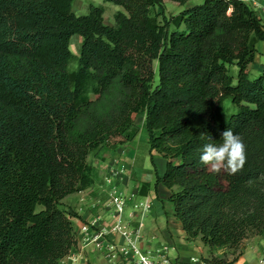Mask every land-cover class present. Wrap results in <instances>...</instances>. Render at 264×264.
Wrapping results in <instances>:
<instances>
[{"label":"trees","instance_id":"16d2710c","mask_svg":"<svg viewBox=\"0 0 264 264\" xmlns=\"http://www.w3.org/2000/svg\"><path fill=\"white\" fill-rule=\"evenodd\" d=\"M74 1L0 0V264H59L70 254L81 217L63 200L93 185L91 154L136 138L141 114L151 156L166 161L156 186L171 192L187 242L236 255L245 240L264 236L257 13L239 1L168 14L166 0H105L125 10L109 26L103 7L77 16ZM75 35L79 55L70 49ZM226 102L235 109L228 117ZM228 128L243 137L247 163L235 175L214 174L201 150Z\"/></svg>","mask_w":264,"mask_h":264},{"label":"crops","instance_id":"0c3cea01","mask_svg":"<svg viewBox=\"0 0 264 264\" xmlns=\"http://www.w3.org/2000/svg\"><path fill=\"white\" fill-rule=\"evenodd\" d=\"M107 4L105 0L102 4H96L93 0H75L73 12L77 16H85L88 13H82L89 9L90 5L103 7L105 24L113 26L115 15L125 10L106 15ZM165 6L170 14H178L195 4L190 0L182 6L170 1L165 3ZM108 15H112V18ZM81 44L80 36L71 38L70 49L74 55H79ZM256 48L258 53L253 73L259 74L264 68V42L257 43ZM138 127L139 133L132 142L115 151H97L98 158L93 162L89 158L93 167V185L63 200L70 203L81 220L75 221L77 244L59 264H136L135 259L125 260L122 257L121 250L129 248V242L121 233L113 231L116 221L111 193L115 186L128 200L131 199L123 218V226L125 231L132 235V241L139 233L136 242L142 252L156 260H166L169 264H203V258L213 256L226 257L232 261L230 255L225 256L224 252H221L224 248L211 250L200 240L187 242L186 233L174 216V206L169 202L171 192L162 185L156 186V172L163 175L166 161L157 153L151 156L150 152L149 158L139 159L136 142L141 135L143 141L149 144V138L142 135L144 126ZM135 204L139 207L148 204L150 208L143 215L141 208H134ZM110 245H115L116 251L113 252L109 248ZM239 253L241 256L234 264H259V261L264 259V236L245 240Z\"/></svg>","mask_w":264,"mask_h":264},{"label":"clouds","instance_id":"9594fccd","mask_svg":"<svg viewBox=\"0 0 264 264\" xmlns=\"http://www.w3.org/2000/svg\"><path fill=\"white\" fill-rule=\"evenodd\" d=\"M209 141L203 145L199 161L210 172L219 174L223 171L235 175L243 170L247 163V150L242 136L228 128L221 133V143L211 142V136ZM259 264H264V259Z\"/></svg>","mask_w":264,"mask_h":264},{"label":"built area","instance_id":"2783aa9c","mask_svg":"<svg viewBox=\"0 0 264 264\" xmlns=\"http://www.w3.org/2000/svg\"><path fill=\"white\" fill-rule=\"evenodd\" d=\"M226 2H232V1H239L247 6H249L252 10H254L259 18L262 20V23L264 24V0H224ZM111 200L115 208V221L116 225L113 228L114 232L121 233L123 236L126 237V239L129 242V248H124L121 250V255L124 257L125 260H128L129 258H133L136 260V264H169L166 260H156L152 256H150L147 253L142 252L137 247L136 239L139 236V233L136 234L135 239L132 241L130 235L127 231H125V228L123 226V218L125 215V212L129 206L128 198L119 191L118 187H114L113 191L111 193ZM134 208L138 209L141 208L143 210V215L147 213L150 206L148 204H142L140 207L139 205L135 204ZM109 248L114 252L116 251L115 245H110Z\"/></svg>","mask_w":264,"mask_h":264},{"label":"rangeland","instance_id":"374dc122","mask_svg":"<svg viewBox=\"0 0 264 264\" xmlns=\"http://www.w3.org/2000/svg\"><path fill=\"white\" fill-rule=\"evenodd\" d=\"M96 4H102L103 2H104V0H93ZM168 2H170V0H167V1H165V3H168ZM173 2V1H172ZM204 2V0H191V3L192 4H195V5H199V4H202ZM107 11H106V15L107 14H112L113 12H115V11H117V10H119V11H124V8L123 7H121V6H117V5H114V4H111V3H108L107 4ZM89 12V9H87L85 12H83L82 13V15H85V14H87ZM167 13L168 14H170V12H168L167 11ZM105 15V16H106ZM108 16H110V18H112V15H108ZM76 63H72V64H70V66H69V70H73V69H75L76 68ZM156 64H155V69H156ZM235 73H236V68H231V74H233V75H235ZM157 82V77H156V80H155V83ZM235 112V109H234V107L230 104V102H226V104H225V108H224V117H228V116H230L232 113H234ZM143 114H141V115H139L138 116V118H137V120H136V124L138 125V126H144V122L142 123V121H143ZM144 121H145V116H144ZM140 130V129H139ZM143 137H145V135L146 136H148L147 135V131H146V129H145V127L143 128ZM136 145H137V150H138V155H139V159L141 160V159H144V158H149V152H150V147H149V144H148V142H145V141H143V139H142V136L140 135L139 136V139L137 140V142H136ZM102 150H106V149H102ZM90 158V161H94V159H97L98 158V153L97 152H94L93 154H91V156L89 157ZM149 160V162H150V159H148ZM62 209L64 210V211H66V212H75V210L71 207V205H70V203L69 202H63V206H62ZM76 213V212H75ZM77 220V219H76ZM76 220H74V223H75V221ZM75 228H76V226H75ZM77 232V231H76ZM226 251H228L226 248H224L223 250H221V252H224V255L226 256L227 254L228 255H230V259L233 261L235 258H237V256H238V254H239V252H237V254L236 255H233L232 253L233 252H231V251H229V252H226Z\"/></svg>","mask_w":264,"mask_h":264}]
</instances>
